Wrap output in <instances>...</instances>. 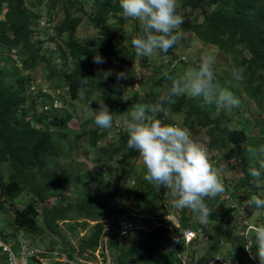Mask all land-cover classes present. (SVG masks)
<instances>
[{
    "label": "trees",
    "instance_id": "obj_1",
    "mask_svg": "<svg viewBox=\"0 0 264 264\" xmlns=\"http://www.w3.org/2000/svg\"><path fill=\"white\" fill-rule=\"evenodd\" d=\"M45 3H50L46 13L50 19L53 20V12L61 6L64 20L56 24L55 35L44 31V38L35 40L34 36L41 34L36 28V20L41 15L32 14L26 0H0V217L11 215L7 205L13 207L14 201L22 194H27L30 199L26 206L15 210L21 218L18 225H15L11 215L7 228L0 227V240L11 243L21 232L32 236L46 234L51 237L52 246L58 247V254H65L68 262L52 255L51 249L48 251L50 253L41 256H52L56 259L54 264H82L80 259L86 255L93 257L109 235L104 218H112L115 214L121 218L112 228L115 231L121 222L135 226L133 219L136 216L151 213L155 220L164 221L169 226L146 231L152 226L150 219L148 225L144 224L142 229H134L124 237L131 239L130 247H117L119 237L114 236V248L119 253L114 256L109 246L110 258L114 264H180L178 256L169 253L177 241L169 228L175 224L164 219L174 213L168 206L169 190L157 188L145 180V166L140 173L130 166L122 173L114 174L116 181L123 186L129 182L122 194L113 182L105 178L100 180L99 177L103 171L111 168L115 156L123 155L125 159L128 132L119 120L128 119L133 106L137 104L158 103L159 97L170 87L168 77L181 75L178 70L183 68L179 65L184 64L185 60L176 50L180 41L185 42L186 33H191L205 45L215 46L230 59L228 68L221 72L223 75L216 74L213 69L214 83L227 88L239 98L245 94L264 110V0H179L177 12L184 23L178 31L182 37L168 52L159 51L161 59L169 62L163 60L164 63L158 68H152L150 57H138L131 45L132 39L141 31L137 22L132 24V32L126 33L124 47L116 45V38L126 25L119 0H32L31 6L36 8ZM87 4L93 7L90 20L101 32L83 40L77 34L88 16L85 9ZM58 41L62 44L53 46ZM44 42H51V45L43 46ZM13 49L18 52L23 69L11 58ZM98 54L106 61L102 65L93 63V57ZM137 62L140 68L135 67ZM9 65H12L11 68ZM40 65L47 70L46 78L52 83L50 90L53 95L61 97L67 94L77 101L103 94L102 99L115 118L112 128L98 127L93 118L87 123L91 127L87 132L91 147L97 154L102 152L108 161L103 164L104 160L98 159L101 165L99 172L81 174L66 170L41 176L49 168L51 160L61 158L66 153L62 142L68 143L67 131L74 116L69 110H44L53 97L44 93L40 86L37 85V92H30L28 85L36 81L25 72L34 71ZM166 66L171 68L166 69ZM233 66L244 70L243 81L233 80ZM109 69L113 73L126 72L127 78L117 81L114 74L106 79L97 77L98 70ZM147 70L154 72L151 76H145L144 71ZM82 79L87 80V85L81 89ZM134 84H140L143 89L146 84H151L158 90L148 94L143 101L131 102L125 93L126 88L130 85L134 87ZM150 95L152 100L148 99ZM165 107L169 109L168 116L158 113L154 118L165 121L170 116L184 114L182 128L203 130V145L223 155L231 169H240V179L233 189L234 196L247 202L246 213L241 216L231 213L224 196H221L224 200L220 203V210H217L220 196L207 198L206 203L214 209L207 225H216L215 239L211 253L191 264H211L216 255H220L218 251L224 243L236 247L243 254L244 240L239 229L241 219H252L260 211V223L264 225V208L254 210L248 204L253 195L264 198V188H257L248 174L252 160L246 151L248 146L264 145V122L250 118L245 112L243 125L234 127L235 114L244 109L242 102L232 109V114L221 109L218 116L214 115V104L206 105L201 98L187 95L176 97L174 104ZM52 121L56 122V133L50 126ZM114 134L119 136L106 146L102 145L104 139ZM122 163L125 168V163ZM97 181L99 185L91 189V185ZM72 190L76 192L75 197L70 196ZM50 200L52 204L47 203ZM131 201H134L133 207H129ZM191 218V211L182 209L183 228L203 226L197 219ZM92 222L95 224L92 225ZM8 228L13 229V234L6 233ZM15 241L20 249L21 243ZM71 241L76 242L75 247ZM198 243L201 242L196 241V245ZM11 245L14 250L15 245ZM235 258H238L233 260L235 263L254 264L252 260L245 262L240 254ZM4 259L0 256V264ZM35 260L36 257L31 258L29 264Z\"/></svg>",
    "mask_w": 264,
    "mask_h": 264
},
{
    "label": "clouds",
    "instance_id": "obj_2",
    "mask_svg": "<svg viewBox=\"0 0 264 264\" xmlns=\"http://www.w3.org/2000/svg\"><path fill=\"white\" fill-rule=\"evenodd\" d=\"M119 5L124 18L136 20L141 26L139 35L131 41L138 57H151L158 50L168 52L181 39L182 33L178 29L184 23V19L177 12V0H119ZM46 17L50 19L48 15ZM105 62L99 54L93 57L95 64L102 65ZM212 64V60L204 58L198 68H188L179 77L169 76L170 87L159 97L158 103L133 106L129 118L123 121L128 132L127 148L139 154L147 170L144 179L157 188L163 187L169 190L174 198L173 207L190 209L203 226L209 223L214 212V209L206 203L207 198L214 199L225 191L224 182L213 168L208 151L216 161L218 158L210 148L194 140L189 130L154 117L158 113H163L167 117L169 109L165 106L174 104L175 98L181 95L201 98L206 105L214 104L216 106L214 115L217 116L221 109L231 112L233 108L239 107L241 105L239 97L227 88L214 83ZM243 71L242 68L233 66L231 69L233 80L243 81ZM113 74L117 81L127 78L126 72L113 73L111 69L98 70L97 77L106 79ZM140 79L139 77L138 80ZM86 85L87 80L82 79L80 88ZM129 89L127 87L126 91ZM95 101L98 102L99 107L95 110L90 107L91 110L86 114L94 119L98 127L110 130L115 119L112 111L104 101ZM246 151L252 160L248 174L257 188H264V145L248 146ZM248 204L254 210H259L264 208V198L253 195ZM178 212L182 211L178 210ZM169 215H174V213ZM164 219H167L166 216ZM153 220L154 218L152 222ZM249 222L255 225L249 224L244 232V238L248 243L243 245V251L245 246V250L252 259L259 258L260 264H264V226H261L263 223L252 219H249ZM108 232L110 235L105 240L110 238V245L111 239L116 235H113L112 228H108ZM6 245L12 247L11 243H6ZM58 255L61 256V254ZM243 256L250 260L244 253ZM217 259L219 258L213 260L211 264L219 262L223 264L221 259L218 261ZM255 261L257 262V259ZM236 264L239 263L236 262Z\"/></svg>",
    "mask_w": 264,
    "mask_h": 264
},
{
    "label": "rangeland",
    "instance_id": "obj_3",
    "mask_svg": "<svg viewBox=\"0 0 264 264\" xmlns=\"http://www.w3.org/2000/svg\"><path fill=\"white\" fill-rule=\"evenodd\" d=\"M31 2H32V0H26L27 7H28L29 11H31L32 14L36 13L38 15H46L47 16L46 13L49 9L50 3H45L43 5L40 4V5H37L36 8H34L31 6ZM179 4H180L179 0H177V6ZM85 9H86V12L88 13V16L85 17V22L79 28L78 34H77L78 37L80 39H83V40L90 39L93 36H96L101 32V29L95 28L93 23L90 20L89 15L92 14V12H93L92 5L87 4ZM53 20H54L53 22L55 23V25L64 20V12L61 9V6H59L53 12ZM135 22H137L139 24V22L136 20H133L130 18L126 19V25L123 27V30L120 32L119 36L116 38V45L124 47L125 40H126V38H125L126 33L132 32V24H134ZM36 28L40 30L41 34L38 36H34V39L35 40L43 39L44 38L43 32L46 30V28H42V27H40V28L36 27ZM184 39H185V42L182 43L180 41V43L178 44L179 47L176 50L177 54L179 56H182L185 60L184 64L179 65L183 68L181 70H178L180 74H182L188 68H196L197 64L200 65V63L202 62V60L204 58H209L210 60L213 61L212 67H213L214 71L216 72V74L223 75V74H221V72L224 69H227L228 68L227 65H229V63H230V59L228 57H225L224 55H222L221 52L215 46H211V45L209 46V45L203 44L200 40H198L191 33H186L184 35ZM54 44L55 45H53V46H57V44H62V43H61V41H58L57 43L54 42ZM45 45H51V42H47V43L44 42L43 46H45ZM57 54H58V52H57ZM159 54H160V52L158 50L157 52H155L150 57V62H151L152 68L160 67L162 65V63H164L163 60H166L165 62H167V63L169 62V61H167V59H161L162 57H160ZM4 56H6V55L4 54ZM11 66L12 65H9L8 67L11 68ZM135 67L140 68L139 62L136 63ZM170 68L171 67L166 66V69H170ZM20 69H23V68H20ZM166 69H165V71H166ZM153 72H154V70L144 71V73L146 74L145 76H151L153 74ZM25 74L26 75L29 74V75L33 76L35 81L37 82V85L40 86V88L45 89L46 91H48V93L52 94V92L50 90L51 89L50 85L52 83L46 78L47 77V70H46V68H44V66L40 65L36 68V70L26 71ZM217 79L220 80V78H217ZM146 85L147 86L145 87V89H143V87L140 84H136V85L134 84V87H132V85H130L129 86L130 89L127 90L125 93L126 98H128V100H130L131 102H134L136 100H142L143 101V99L146 98V96L148 94H152V92H154L155 90H158V88H153V86L151 84L150 85L146 84ZM48 93H47V95H48ZM102 95L103 94L100 93V94L90 96V97H83L81 99H78L77 101H73L71 95L68 96L67 94H64L61 97H59L58 95H54L55 98H57L58 100H61V103L58 104V106H59L58 109L69 110L70 112H72L74 119L71 123H69V129L67 131L68 143L62 142L63 150L66 153L61 158L51 160V162L49 164V168L47 170H44V172L41 173L42 177H44L48 173H50V174L51 173H62V172H65L66 170L72 171L73 173H81V174L90 173V174H93L95 172H99V170H100L101 165L98 164V162H99L98 159L104 160L103 164L108 163V161L106 160V158L102 154V152H99V154H97L93 150V148L91 147V145L89 143V137L87 135V132L91 128L90 126L87 125V123L92 119V117L88 116L86 113H87V111L91 110L90 107H92L94 110L99 107L98 102L95 100L103 101ZM240 98H241L242 104L244 105V107H243L244 109L240 110L239 113L235 114L233 126L234 127H241L243 125V123H244L243 119L245 120V118L243 117V113H245V112L248 114V116H250V118H252L254 120L258 119V120L264 122V110H262V108L260 106H258L254 101L250 100L245 94H241ZM148 99L152 100V96L150 95ZM39 110H40V108L38 107V113L40 114L41 111H39ZM230 113L232 114L233 110ZM183 117H184V114L173 115V116H170L164 122L181 127V125L183 123V119H184ZM125 119H127V118H123L122 120H119V123L121 125H123V127H124L123 121ZM50 126L53 129V131L56 133L57 132L56 122L52 121L50 123ZM124 130H126L125 127H124ZM190 133H191V136L194 140L199 141L201 144L204 143V141H203L204 131L203 130H192V131H190ZM254 133H255V135L258 134L257 131H255ZM118 136H119L118 134L110 135L108 138H106L102 141V145L106 146L108 143L113 142ZM218 150H219V148H218ZM213 154L218 158L217 159L218 167L220 168V171H221V174L223 175V177L230 183V187L233 185H236V183H238V181L240 179V169L237 167L235 169H231L229 167V165L227 163H225L223 155H221L220 153L216 154V152H213ZM123 157H124L123 155L115 156L112 160L111 168H109L108 171L107 170L105 172L103 171V173L100 174V177H99L100 180L105 178V179L113 182L116 186H118L119 190H121V194L123 192V188L125 186L126 187L129 186V182L123 186L121 184V182L116 181V179L114 178V174L117 172L122 173L123 170H127L130 166H133L140 173L141 169L144 166V164L142 162V158L139 156V154L137 152H135L133 150H129L127 148V150L125 151V159L124 160H123ZM122 162L125 163V168H124V164ZM127 164H128V166L126 167ZM99 183L100 182L97 181L96 183L92 184L90 188L91 189L94 188L95 186L99 185ZM70 194H71L70 195L71 197L76 196V192L74 190H72ZM218 196H220V199H219V202L217 204V210H220V207H221L220 203L224 200V198L225 199H227V198H226L225 193H222ZM221 196H224V198L221 199ZM173 199L174 198L172 197V195L170 193L169 198L167 199L168 200V206L171 207V208L169 207V209H171L174 212V217H175V215L177 214V211H176V209H174V207L172 205ZM29 200L30 199L27 196V194H22L21 196H19L14 201L15 205L13 207H10L9 204L7 205V208L9 210L11 209L10 211H11L12 216L11 215L10 216H11V218L14 219L15 225H18V223L20 222V219H21L20 216L18 215V213H15V210L19 207L26 206L28 204ZM47 203L52 204V200L48 201ZM227 205H228V203H227ZM130 206L131 207L134 206V201L129 202V207ZM147 206H146V208H148ZM179 210L182 211V209H179ZM188 211H191V210L188 209ZM13 213H15L14 217H13ZM231 213H233V211ZM153 215L154 214H151V213H149V214L144 213V214L136 216L135 217L136 219H133V220H135V224H136L135 226H137V229L141 228L144 224L148 225V223L150 222V219H153ZM10 216H7V218H5L4 216L0 217V227L1 228H7L8 221H10V218H9ZM191 216H192V218H191L192 220L193 219L196 220V214L193 213L192 211H191ZM119 219H121V218L117 214H115L112 218H104L103 221L106 222L107 228L111 229V228H115L116 221H118ZM260 219H261V212L257 211L255 213V215L253 216L252 220L259 222ZM241 222L239 224V229H240ZM91 224L93 225V224H95V222H92ZM209 227H210V233H211L210 241L205 242V243H198V245H194L193 247L189 248L187 257L189 258L190 263L187 262V264L197 263V261H199L201 258L205 257L208 253H211L210 249H211L212 243L214 242V239H215L216 225L210 224ZM149 230L151 231V229H149ZM146 231H148V230H146ZM113 232H116V230L115 231L113 230ZM6 233L7 234H13V229L8 228ZM84 234L85 233H83V235ZM109 235H110V233H109ZM237 235H239V233H237ZM50 239H51V237L47 236L46 234H44L42 236H32V235H27V234L21 232L20 234H18V236L16 238H14L10 242L13 243V245H15L14 250L16 253H19L21 251V248L25 247V246L34 247L36 250L40 251L41 253L34 256V257H36V260L32 264H54V262H56V259L53 258L52 256L51 257H48L49 255L47 257L41 256L42 254H44L43 252H48V251H50V249L57 252V253L59 252L58 247L52 246ZM15 240H18L17 242L21 243L20 249L18 248V245H17ZM70 243L73 247L76 246L75 241H71ZM115 245H116V240H114V237H113L111 239L109 246L112 247L113 255L117 256V254L119 252L118 253L116 252V249L114 248ZM119 246L120 247H130L131 246V239L126 240L125 238H118L117 247H119ZM218 252L220 253V255H216L215 258L221 259L223 261V264H236L233 260L238 259V258H235L237 256V254H240V257H242L245 262L248 261L247 259L244 258L243 254L238 252L236 247H234L232 245H228V243H224V245H222L220 247V251H218ZM45 255H46V253H45ZM91 256L92 255L84 256L82 259H80V262L85 263V264H98L99 260H101L100 251H98V250H97V253L93 257H91ZM219 259H217V261ZM256 259H257V262L260 264L259 258H256ZM216 264H221V262L216 263Z\"/></svg>",
    "mask_w": 264,
    "mask_h": 264
},
{
    "label": "built area",
    "instance_id": "obj_4",
    "mask_svg": "<svg viewBox=\"0 0 264 264\" xmlns=\"http://www.w3.org/2000/svg\"><path fill=\"white\" fill-rule=\"evenodd\" d=\"M36 22L39 28L40 27L46 28V30H48L50 34L55 33V23L53 22V20L49 19L48 17L40 16L36 20ZM17 54L18 52L16 51V49H13L11 51L10 56L13 59V61L16 62V64L20 68H22V63L19 60ZM28 87L30 89V92H37V89H38L37 82L32 81L28 85ZM42 91L44 93H48V91H46L45 89H42ZM48 94L53 97V100L50 104L44 107V110L58 109L59 108L58 104L61 103V100H58L57 98H55L53 94H50V93ZM208 154H209V158H210L213 168L217 171L218 175L221 177V179L224 182V186H225L224 193L226 194V198L229 201L228 203L229 209L240 215H244L247 210V202H242L238 197L234 196L235 191H233V189L235 185L230 187V183L222 176L220 168L218 167L217 161L213 158V156L209 153V151H208ZM166 218L174 222L175 226L174 227L170 226L169 228L174 232L176 236V240H177L176 245L172 249L169 250V253L176 254L179 258L180 264H187V262H189V258L187 257V254H188L189 248L193 245V243H196V241L208 242L210 240V236H211L210 227L205 225L203 227H198L196 229H191V228L185 229L183 228V224L181 222L182 214L181 212H178V211L175 217L174 215H168L166 216ZM249 224H252V223H250L249 220L243 219L240 225V235L243 237L244 245L248 243V241L244 238V232ZM252 225H255V224H252ZM166 226H169V225H167L164 221H159V220L154 219L152 222V227L150 229L152 231L153 229H157L159 227H166ZM261 226H264V225H261ZM134 229H137V227L131 225L129 222H121L118 228L116 229V232H114L113 235H116L119 238H124L127 236L129 232H131ZM138 229H142V227ZM147 230L149 231V229ZM109 239L110 238H107L104 242V245L100 247V249L98 250L100 251V257H101V260H99L98 264H114L109 255V250H108ZM252 242L254 244V238ZM253 252H255V248H253ZM39 253L41 252L36 250L34 247H27V246L22 247L21 251L19 253H16L10 245H6V243H4L3 241H0V256H3L5 258L2 264H29L30 259ZM43 253L48 254L50 252H43ZM51 254L58 256L59 259L63 258L62 260L63 261L65 260L64 262H68V259L66 258L65 255L59 256L56 252H52ZM244 254L246 255L248 259L252 260L256 264H259L258 262L255 261L256 259H252L250 257L249 253L245 250V246H244ZM105 256L107 258H105ZM82 264H85V263H82Z\"/></svg>",
    "mask_w": 264,
    "mask_h": 264
},
{
    "label": "bare ground",
    "instance_id": "obj_5",
    "mask_svg": "<svg viewBox=\"0 0 264 264\" xmlns=\"http://www.w3.org/2000/svg\"><path fill=\"white\" fill-rule=\"evenodd\" d=\"M223 176V175H222Z\"/></svg>",
    "mask_w": 264,
    "mask_h": 264
}]
</instances>
